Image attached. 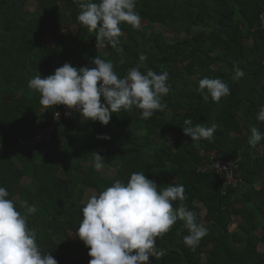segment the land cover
<instances>
[{"label": "trees", "instance_id": "16d2710c", "mask_svg": "<svg viewBox=\"0 0 264 264\" xmlns=\"http://www.w3.org/2000/svg\"><path fill=\"white\" fill-rule=\"evenodd\" d=\"M33 1L36 12L28 10ZM136 11L146 25H120L121 55L110 45L104 51L97 47L96 33L78 22L74 0H0V186L22 213L23 201L37 206L29 226L37 231L42 252L57 264H89L84 243L63 237L76 233L89 189L99 194L116 180L127 182L134 172H143L158 187L182 184L184 205L202 225L206 211L209 223L207 235L192 249L183 243L188 229L178 219L156 238L164 255L150 258L149 264H264V140L248 143L252 128L264 132V122L256 119L264 108V0H137ZM63 26L77 31L65 37ZM155 26L164 30L155 31ZM164 31L173 39L168 41ZM49 35L54 47L44 44ZM96 56L110 61L120 77L138 64L145 73L166 70L172 91L163 98L164 110L142 119L139 109H122L107 126L78 114L56 127L49 142L22 145L20 140L51 126L64 107L42 106L40 94L28 88L29 80L53 75L65 63L95 67ZM234 65L245 73L238 80L233 79ZM205 77L222 79L230 95L219 102L205 99L206 90L197 91ZM185 119L193 125L215 123L211 141H191L182 130ZM94 152L115 176L105 177L94 168ZM212 159L239 161L237 187L224 194L218 174L199 172ZM87 163H92L88 169ZM234 215L244 220L237 229L238 243L230 230Z\"/></svg>", "mask_w": 264, "mask_h": 264}, {"label": "clouds", "instance_id": "9594fccd", "mask_svg": "<svg viewBox=\"0 0 264 264\" xmlns=\"http://www.w3.org/2000/svg\"><path fill=\"white\" fill-rule=\"evenodd\" d=\"M80 12L78 22L89 31L96 33L97 47L110 45L123 55L120 25L127 23L134 29L141 27V16L136 11L137 0H74ZM141 62L146 56H139ZM92 63L95 67H74L65 63L46 78L37 75L30 79L28 88L40 94V104L45 108L64 106L76 109L86 120L99 121L107 126L114 113L133 107L141 112L142 119H149L166 104L163 98L172 88L168 83L169 74L165 70L140 71V64L130 68L120 77L110 61L96 56ZM123 63V59L121 60ZM233 79L244 76V71L233 66ZM214 102L230 95L229 86L220 78L205 77L199 81L197 91L205 93ZM70 112L66 111L65 116ZM55 117L58 119L59 112ZM264 122V108L256 116ZM183 133L191 141H211L217 125H193L185 119ZM110 139L98 137V139ZM264 140V132L252 128L248 143L256 146ZM94 168L104 166V158L92 153ZM185 189L182 184H169L158 187L143 172H134L127 182L116 180L99 194L92 195L82 209V220L76 235L89 249V264H149L150 258H160L163 251L157 250L156 238L167 233L177 220L184 221L188 235L183 243L195 249L207 229L197 222L196 214L187 208ZM180 201L179 207H174ZM17 202L9 198V191L0 186V264H57L56 259L42 252L37 240V231L29 226L28 218L37 212L35 204Z\"/></svg>", "mask_w": 264, "mask_h": 264}, {"label": "built area", "instance_id": "2783aa9c", "mask_svg": "<svg viewBox=\"0 0 264 264\" xmlns=\"http://www.w3.org/2000/svg\"><path fill=\"white\" fill-rule=\"evenodd\" d=\"M260 28L264 30V13L260 17ZM66 111L70 112L68 116H65ZM57 112L60 113V116L57 119L54 115L51 126L28 141L20 140V143L31 148L45 144L52 139L56 127L60 126L64 121L70 120L74 116L80 114L76 109L68 110L65 107ZM239 165V161L235 160L212 159L211 163L200 167L199 172L206 173L208 171H213L218 174L224 181L223 193L225 194L228 188L231 186L237 187L240 182L238 178Z\"/></svg>", "mask_w": 264, "mask_h": 264}, {"label": "rangeland", "instance_id": "374dc122", "mask_svg": "<svg viewBox=\"0 0 264 264\" xmlns=\"http://www.w3.org/2000/svg\"><path fill=\"white\" fill-rule=\"evenodd\" d=\"M28 10L30 12H36L38 10V4L36 1H33L31 3V6L28 8ZM146 24L144 23H141V27H144ZM63 34L65 37H71L72 35H74L77 31V28L76 27H68V26H63ZM154 30L155 31H159V30H164L162 28H160L159 26H155L154 27ZM165 32V37L168 41L172 40L173 39V35L169 34L167 31H164ZM52 37V36H51ZM50 36H48L47 39H45V43L47 45H53V40ZM103 51L105 50V48H101ZM2 147H0V156L2 155ZM92 165V163H87L84 165V167L86 169H88L90 166ZM99 172H101L103 174V176L105 177H113L116 175V171L115 170H110V171H105L104 168L98 170ZM29 183V180L28 179H25L24 181V184H28ZM94 194H97V191L95 189H89L85 195V202L87 203L88 199L94 195ZM205 213L206 211L203 212V226L206 227L209 225V223L206 221V218H205ZM237 219V221L235 222L234 225H232V227H230V230L232 231L233 234H235L234 236V241L236 243L239 242V238L237 237V232H238V228L241 226V224L243 223V219L241 217H235ZM239 220V221H238ZM262 234V231L259 230L258 232V235H261ZM63 238H67L69 241H79V238L77 237L76 233L74 232H69L67 234V237H63ZM260 251L261 252H264V245H261L260 246Z\"/></svg>", "mask_w": 264, "mask_h": 264}, {"label": "crops", "instance_id": "0c3cea01", "mask_svg": "<svg viewBox=\"0 0 264 264\" xmlns=\"http://www.w3.org/2000/svg\"><path fill=\"white\" fill-rule=\"evenodd\" d=\"M49 36L51 37V35H49ZM47 38H48V36H47L45 39H47ZM51 38H52V40H53V45H47V44L45 43L46 40H44V44L47 45L48 47H54V46H55V40H54L53 37H51ZM235 217H240V216H238V215H234V216H233V223H232V225H234L235 222L237 221V219H236ZM238 221H239V220H238ZM232 225H231V227H232Z\"/></svg>", "mask_w": 264, "mask_h": 264}, {"label": "water", "instance_id": "95a60500", "mask_svg": "<svg viewBox=\"0 0 264 264\" xmlns=\"http://www.w3.org/2000/svg\"><path fill=\"white\" fill-rule=\"evenodd\" d=\"M12 99H13V98H9V99L5 100V102H7V101H12Z\"/></svg>", "mask_w": 264, "mask_h": 264}]
</instances>
